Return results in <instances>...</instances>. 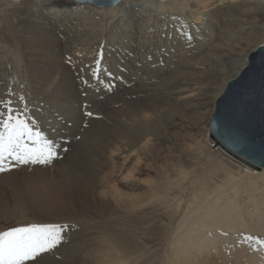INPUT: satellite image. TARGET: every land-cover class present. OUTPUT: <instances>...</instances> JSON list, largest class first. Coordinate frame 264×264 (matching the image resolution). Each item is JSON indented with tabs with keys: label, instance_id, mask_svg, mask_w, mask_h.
<instances>
[{
	"label": "bare ground",
	"instance_id": "1",
	"mask_svg": "<svg viewBox=\"0 0 264 264\" xmlns=\"http://www.w3.org/2000/svg\"><path fill=\"white\" fill-rule=\"evenodd\" d=\"M198 23L220 35L199 50L181 35ZM263 42L264 0H0V89L26 91L59 156L0 175L15 180V217L70 225L60 248L101 233L81 262L49 264H264L240 242L264 237V168L216 148L208 128ZM101 45L111 91L81 73Z\"/></svg>",
	"mask_w": 264,
	"mask_h": 264
},
{
	"label": "snow or ice",
	"instance_id": "2",
	"mask_svg": "<svg viewBox=\"0 0 264 264\" xmlns=\"http://www.w3.org/2000/svg\"><path fill=\"white\" fill-rule=\"evenodd\" d=\"M181 35L189 41L192 39L187 31ZM96 57L94 64L85 65L81 73L88 69L94 79L111 91L113 85L105 83L99 75L103 71L102 45L97 50ZM107 75L111 77V73ZM81 79L87 83L83 77ZM7 95L10 98H0V173L11 171L17 164H51L59 158L56 151L58 146L37 130L35 121L27 116L25 96L20 95L17 98L23 105L21 108L14 106L17 101L11 98L15 96L13 90L9 89ZM87 115L93 114L89 112ZM70 227L68 224H33L0 232V264H28L45 253H54L62 244L68 242L67 233ZM240 242L247 244L254 252L264 253V237L246 235L242 236Z\"/></svg>",
	"mask_w": 264,
	"mask_h": 264
},
{
	"label": "water",
	"instance_id": "3",
	"mask_svg": "<svg viewBox=\"0 0 264 264\" xmlns=\"http://www.w3.org/2000/svg\"><path fill=\"white\" fill-rule=\"evenodd\" d=\"M97 6L116 5L118 0H74ZM122 1V0H121ZM210 137L237 160L264 168V42L252 51L248 64L229 81L218 98L210 122Z\"/></svg>",
	"mask_w": 264,
	"mask_h": 264
},
{
	"label": "rangeland",
	"instance_id": "4",
	"mask_svg": "<svg viewBox=\"0 0 264 264\" xmlns=\"http://www.w3.org/2000/svg\"><path fill=\"white\" fill-rule=\"evenodd\" d=\"M214 29L215 28L212 27V25H209V24L203 25V24L198 23V28H196L195 31L193 30L192 34H191L192 39H194L195 41L192 40V39L190 41L186 39L185 40V45H187L190 48L194 47L195 49L199 50V47H206L208 45L214 44V42L217 41L219 39V36H220L217 33V30L216 29L214 30ZM213 37H215V38H213ZM198 41L200 42V44H199ZM201 43H202V45H201ZM191 45H193V46L191 47ZM12 90L16 93L15 89H12ZM8 91H9V89H7V91L0 89V98H2V96H1V95H3L2 93L5 92V94L7 95ZM20 95L25 96V98L27 100L26 91L21 93ZM3 97H5V96H3ZM6 98H10V97L6 96ZM11 98L17 101L14 104L15 107H21V108L23 107V105H21L18 102L17 96H14V97H11ZM26 103H27V101H26ZM27 109H28V106H27ZM27 116L29 117L28 112H27ZM208 128H209V131H210V123L208 125ZM210 141L213 142V144H214V140L211 139V137H210ZM216 148L222 150L223 152H226L219 146H216ZM226 154H227V152H226ZM228 156H231V155L228 154ZM24 166H25V164H17L15 167L12 168L11 171H13V169H15V168H21V167H24ZM6 173L7 172H5V174ZM3 174L4 173H0V175H3ZM146 176H147L146 174H138L137 173L136 177L133 179V182H138L139 178H146ZM2 178H4L5 181L1 182ZM14 184H15V180L14 179H10V177L0 176V200L3 201V203L0 205V232L7 231V230H10L12 228H17V227H27V226H30V225H33V224H42V223H30L29 220L28 221H26V220L24 221L23 219H20L19 217H15L17 215L13 212V210H12L13 208L10 205L11 202H9V200L12 199L11 191L14 188V187H11V186H14ZM124 188L127 189L126 187H124ZM94 203L95 204H93L92 209H91L92 212L94 211L95 213L101 214V215H109L110 213H114L115 212L113 209H111V207L109 205H106L107 203L100 204V203H98L96 201ZM78 211L87 212L86 210H78ZM111 216L113 217V216H115V214H111ZM140 232L143 235H145V234L146 235H150L152 237V239H150V240H153L154 237L156 236L155 233L153 234V233L147 232L145 230L144 231L140 230ZM89 234H90L89 235L90 237L88 236V238H90V239L87 238L88 240H86L84 238V237H86L85 234H84L83 239H80V241L72 242L69 245H65L63 248L59 247L58 249H56L54 251V253H45V254H43L42 257H38L36 261H29L28 264H49L48 262L52 261L53 259H56V260L59 259L60 261H66L67 257L70 256V253H71V258L74 261L77 260V261L81 262L80 259H82L84 257V255H86L89 252L88 248H91L92 245H93L92 243H94L95 241H98L100 239V235H101V233L99 231H97V230H95V231L94 230H90ZM97 235H99V236H97ZM153 242H154V240H153ZM153 242H150V244H148V245H152L151 243H153ZM81 244H83V246H81ZM154 249H157V248H154ZM79 250L81 252H79ZM152 251H155V250H152Z\"/></svg>",
	"mask_w": 264,
	"mask_h": 264
}]
</instances>
